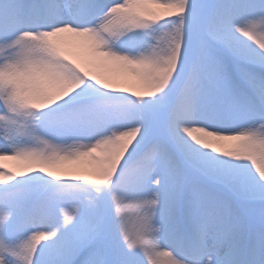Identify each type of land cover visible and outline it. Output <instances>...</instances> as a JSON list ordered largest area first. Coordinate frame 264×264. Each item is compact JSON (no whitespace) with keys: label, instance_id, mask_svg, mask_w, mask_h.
I'll return each instance as SVG.
<instances>
[{"label":"snow or ice","instance_id":"1","mask_svg":"<svg viewBox=\"0 0 264 264\" xmlns=\"http://www.w3.org/2000/svg\"><path fill=\"white\" fill-rule=\"evenodd\" d=\"M0 264H264V0H0Z\"/></svg>","mask_w":264,"mask_h":264},{"label":"bare ground","instance_id":"2","mask_svg":"<svg viewBox=\"0 0 264 264\" xmlns=\"http://www.w3.org/2000/svg\"><path fill=\"white\" fill-rule=\"evenodd\" d=\"M4 163L8 166V167H10V168H13V169H15L16 167H17V162L15 161V162H12V161H4Z\"/></svg>","mask_w":264,"mask_h":264},{"label":"rangeland","instance_id":"3","mask_svg":"<svg viewBox=\"0 0 264 264\" xmlns=\"http://www.w3.org/2000/svg\"><path fill=\"white\" fill-rule=\"evenodd\" d=\"M12 162H15V161H12Z\"/></svg>","mask_w":264,"mask_h":264}]
</instances>
